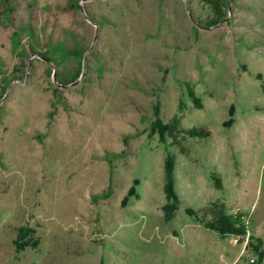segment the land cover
<instances>
[{"label": "rangeland", "instance_id": "rangeland-1", "mask_svg": "<svg viewBox=\"0 0 264 264\" xmlns=\"http://www.w3.org/2000/svg\"><path fill=\"white\" fill-rule=\"evenodd\" d=\"M9 1L0 264H264V0Z\"/></svg>", "mask_w": 264, "mask_h": 264}, {"label": "trees", "instance_id": "trees-1", "mask_svg": "<svg viewBox=\"0 0 264 264\" xmlns=\"http://www.w3.org/2000/svg\"><path fill=\"white\" fill-rule=\"evenodd\" d=\"M232 0H207V3L213 11V19L211 21L213 24H219L223 22L230 12V5ZM11 2L9 0H3L2 7L3 13L2 16H7L11 11ZM77 55V52L75 53ZM84 52L78 54L82 57ZM42 57L45 60H49L54 63L52 58H49L47 54H42ZM59 79V76H57ZM77 78V77H76ZM61 83L69 84L70 81L61 80ZM170 164V159H169ZM201 218L204 221H207V225L214 230L215 232L222 234H233L240 235L242 232L243 219L242 215H228L225 209V206L219 202H214L208 204L204 209H202Z\"/></svg>", "mask_w": 264, "mask_h": 264}, {"label": "built area", "instance_id": "built-area-1", "mask_svg": "<svg viewBox=\"0 0 264 264\" xmlns=\"http://www.w3.org/2000/svg\"><path fill=\"white\" fill-rule=\"evenodd\" d=\"M237 262L234 263V264H238ZM254 263H255V259L254 258H251V259H248V261L246 263H240V264H254Z\"/></svg>", "mask_w": 264, "mask_h": 264}]
</instances>
